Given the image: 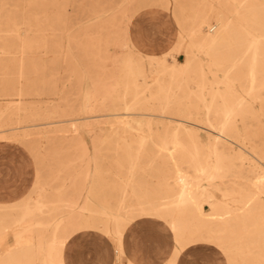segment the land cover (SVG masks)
I'll list each match as a JSON object with an SVG mask.
<instances>
[{"label":"bare ground","instance_id":"6f19581e","mask_svg":"<svg viewBox=\"0 0 264 264\" xmlns=\"http://www.w3.org/2000/svg\"><path fill=\"white\" fill-rule=\"evenodd\" d=\"M11 1L16 9L6 14L4 9L9 0H0V99L7 102L5 107L0 106V143L29 144L30 153L37 158L39 146H31L33 139L49 138L52 131L36 138L26 128L52 115L33 111L24 99L33 84L42 81L32 78L31 73L43 72L35 53L50 47L46 38L50 33L46 31L53 30L55 34L58 29L65 30L66 24L59 17L58 27H54L55 22L46 15L38 16L46 0H28L29 9L24 14L18 12L23 0ZM176 1H180L177 22L189 37L177 44L185 54L184 61L169 51L162 55L146 53L154 81L148 88L150 93L141 95V85L136 84L115 96L127 109L147 107L154 112L127 113L139 116L121 118L109 131L85 122L94 140L95 156L109 150L103 147L107 141H117V146L111 149L116 155L113 169L100 164L99 157H95L96 170L87 195L83 192L88 187L89 173L85 170L75 171L73 165L60 164L46 178L38 164L33 193L11 204H0V264H66V243L76 231L85 228L105 233L113 239L118 252L125 254V232L141 218L162 220L173 230L176 246L164 264H177L182 251L203 242L217 245L229 264H264V172L249 175L239 170L249 151L238 124L239 120L244 123L245 118L254 117L245 96L260 99L264 107V0H237L238 6L233 0H219L218 7L210 5L209 0ZM18 41L28 51L18 65L25 85L23 80L16 84L10 64V54ZM54 43L63 46L61 40ZM133 43L138 47L136 39ZM235 82L240 83L241 93L234 87ZM202 104L212 127L206 128L205 133L189 125H194L190 120L192 111H199ZM173 106L175 110L171 109ZM69 107L61 111V119L39 125L70 121L69 127L57 125L54 133L74 138L81 129L80 118L75 117L79 111ZM146 115L170 117L180 123L172 129L171 123L147 119ZM153 124L157 130L163 124L164 134L143 129V125H148L153 130ZM255 153L264 159L263 151ZM82 154L91 156L85 144ZM29 164V159H22L16 170L0 169V190H25L21 187ZM58 181L61 183L55 186ZM45 184L58 190L55 193L58 206L79 218L78 222H57L48 241L44 239V222L40 219L41 205L50 201L41 200ZM72 188L76 191L74 195L64 199L62 192ZM100 190L106 191L104 197ZM81 198H85L82 204ZM204 203L209 204L210 211L204 209ZM10 235L14 240L7 245ZM127 264L136 263L128 260Z\"/></svg>","mask_w":264,"mask_h":264},{"label":"rangeland","instance_id":"374dc122","mask_svg":"<svg viewBox=\"0 0 264 264\" xmlns=\"http://www.w3.org/2000/svg\"><path fill=\"white\" fill-rule=\"evenodd\" d=\"M27 1L23 0L18 5L19 14L27 13L29 9ZM179 2L176 0H46L38 16L46 15L55 22L54 27H58L56 21L61 17L66 24V28L65 30L58 29L54 31L55 34L53 30L46 31L50 33L46 38L51 42V45L47 50L35 53L36 61L43 65V72L41 75L31 73L32 78L37 77L42 81L38 80L32 88L30 87L31 92L25 97L24 103L29 107H33V111H41L47 116L48 114L52 115L51 118L47 117V119L34 121L38 125L26 129L32 130L33 136L36 138L43 135V133H47V131H52L49 132L51 136L49 138L33 139L34 144L31 146H39L40 154L37 158L30 153L29 144L21 142L0 143V162L8 161L6 164L13 163L14 166L22 159L30 160V164L25 167L23 175L25 180L22 183V188L31 190L30 194L33 193V185L39 166L42 174L47 178L55 173V168L60 164H66L73 165L75 171L85 170L89 173L88 187L83 190L87 195L96 170L95 157H99V163L110 169L116 166V155L111 149L117 146V141H107V144H104L103 147L109 150L104 149L102 155L95 156L94 140L92 135L87 132L85 122L108 128L109 131L111 127L113 128L115 124H118L119 119L139 116L136 114L126 115L127 113L154 112L153 109L147 107L140 110L127 109L125 104L115 96L116 93H120L136 84L141 85V95L150 93L148 88L153 85L154 81L149 73L152 64L146 53L162 55L164 52L169 51L170 55L176 54L178 60L184 61L185 54L183 51H179L177 44L183 39L184 42L188 41L189 37L176 19L179 12ZM209 2L214 7L219 5V0H209ZM232 2L235 6H238L237 0ZM6 6L4 9L6 14L14 12L16 9L15 3L11 0ZM41 19L43 20V18ZM153 38L156 39V46L153 45L152 40L149 43V39ZM56 39L63 42L62 48L54 43ZM134 39L139 44L138 47L134 45ZM20 43L18 41L19 45L10 54L12 56L10 64L12 71L15 72L13 76L17 81L16 84L20 85L18 80H23L25 85L27 82H24V79L20 77V67L18 65L20 59L26 56L28 51ZM194 50L197 52L195 47ZM170 55L169 60L172 61L173 57ZM203 63L208 71L207 60L204 59ZM208 77L213 80V75L210 72H208ZM234 87L241 93L239 82H235ZM0 90H2L1 82ZM14 98L17 100L18 96L15 95ZM245 98L251 104L254 117L245 118L244 123L240 120L238 122L241 129V138L246 143L245 146L249 151L245 154L243 165H239V170L244 172L243 174H263L264 159L261 158L259 153H255V150L263 151L264 155V107L260 99H252L249 96H245ZM6 103V101L0 99V106L5 107ZM14 103L17 104L18 101ZM69 106H74L75 110L79 111L75 116L80 118L78 121V125L81 127L79 135L74 138H66L54 133V128L57 125L69 127L70 121L56 123L53 126L39 125L43 121L61 119L59 117L61 111L70 108ZM171 109L175 110L176 107L173 106ZM54 111L59 113L52 114ZM163 114L183 117L175 113ZM144 117L164 121L168 124L171 123L169 125L172 129L173 126L180 123L170 117L163 118L157 115H146ZM191 117L190 120L194 125H189L198 128L202 133L207 132L206 128H212L210 122L206 119L203 104L199 111H192ZM153 126H155L153 130H149L148 125H143V129L152 133L164 134L163 124H159L160 129L158 130L156 124H153ZM83 144L89 148L90 157L82 154ZM67 171H61V173L67 174ZM111 172L112 170L109 174ZM138 174L140 172H137ZM149 180L152 182L150 178ZM203 181L205 180L203 179ZM60 183V181L56 182L55 186ZM49 187V184H45L43 188L46 190H41L43 193L41 200H50L41 205L43 215L40 219L44 222L45 241H48L51 237L57 222L79 221L76 213L70 214L65 208L58 206L57 195L55 194L58 190H52ZM100 191V195L104 197L106 191ZM75 192L73 188L64 190L62 196L64 199H68ZM37 195V193H34L36 199L39 198ZM84 199L81 198V204ZM204 209L206 211L211 210L207 203H204ZM87 217L89 218V216ZM148 219L162 224L165 230L169 232L170 240L176 246L174 232L164 221L155 218ZM86 230H94V228H85L84 231ZM78 232L80 230L76 231V233ZM94 232L112 240L103 232ZM13 240L14 236L10 235L7 245L11 244ZM196 245L204 248L203 255L198 261L199 264H201V260L202 264H229L226 255L217 245L204 242ZM115 249L118 252L116 246ZM124 259L125 254L118 252L116 264H123Z\"/></svg>","mask_w":264,"mask_h":264},{"label":"crops","instance_id":"0c3cea01","mask_svg":"<svg viewBox=\"0 0 264 264\" xmlns=\"http://www.w3.org/2000/svg\"><path fill=\"white\" fill-rule=\"evenodd\" d=\"M156 46V39H150ZM8 162V161H7ZM0 162V169H17L18 164ZM21 189H25L22 188ZM31 190H0V204H11L30 194ZM170 234L158 222L141 218L134 221L126 230L123 244L126 261L136 264H164L169 261L175 245L170 240ZM113 240V239H112ZM94 232V230L81 231L74 234L64 248L66 264H116L117 250L115 242ZM203 246L191 245L179 255L177 264H199L203 255ZM202 264V260L200 261Z\"/></svg>","mask_w":264,"mask_h":264}]
</instances>
